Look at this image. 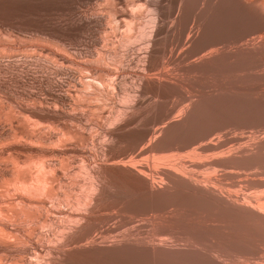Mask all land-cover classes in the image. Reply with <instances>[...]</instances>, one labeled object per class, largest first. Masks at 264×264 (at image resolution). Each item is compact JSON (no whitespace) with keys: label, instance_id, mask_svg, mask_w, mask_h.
<instances>
[{"label":"bare ground","instance_id":"obj_1","mask_svg":"<svg viewBox=\"0 0 264 264\" xmlns=\"http://www.w3.org/2000/svg\"><path fill=\"white\" fill-rule=\"evenodd\" d=\"M147 1L149 0H129V3L141 6ZM153 1L155 4L165 1L174 5L177 15L182 9L185 28L180 32L188 29L187 41L201 48H209L206 54L209 56L203 60L210 65L223 62L227 64L223 67L229 70L230 65L237 61L253 60L257 55H264V0ZM234 12L242 14L245 21L231 26L229 19ZM113 13L120 21L128 18V30L131 22L139 17L135 10H131L128 17L120 8H114ZM154 14L150 20V30L139 31L134 40L141 42L145 40V36L165 32L172 39V51L176 47L173 40L177 36L179 25L173 28L176 19H172V25L163 27L160 25V13L157 8ZM103 19L100 16L94 17L91 24L95 26ZM192 29H195L194 35L191 34ZM129 37L130 35L126 36L127 41ZM108 58L104 56V60H109ZM198 63H192L194 66L190 68L200 70L212 67L198 66ZM120 67L123 68V65ZM88 68L90 69V66ZM117 71L119 73V69ZM76 72L77 70L69 72L73 82L77 77ZM163 82L169 81H156L157 84ZM81 83L78 81L75 84L82 85ZM101 83H107L105 77ZM205 88L207 89L206 86ZM251 89L243 87V92H240L244 95L230 104H219L211 96L204 97L205 99L194 97L195 100L193 98L189 101L182 110L180 109L181 112L172 115L171 119L170 114L173 111H166L164 115L153 118L156 119V126L149 131L135 132L128 143L132 154L109 155V168L99 170L98 167H89L91 190L84 199L82 198L83 201L74 199L76 208L71 200L66 199L58 206L51 204L54 209L51 211L52 218L48 215L50 217L46 216L45 221L52 229L44 231L47 230L45 228L40 231L42 229L39 228L37 232H33L49 241L50 238L54 240L51 239L50 245L45 246V256H41L44 258L42 263H37V257V262L34 261L37 264H56L72 259L81 263L93 261L99 264H264V98L255 95ZM262 91L264 92V88ZM70 95H61L62 104L63 101H71ZM41 106L47 107L42 102L34 103V107ZM21 110L27 113L25 115L28 117H32L29 106L24 105ZM120 113L110 117L107 123L103 124L105 136L112 135L111 129L120 121ZM243 116L252 117V122L249 123L251 130L248 133H231L225 130L224 126L228 122L241 120ZM168 118L170 120H167ZM221 119L226 120V124L220 123ZM16 128L19 129L11 130L13 133L8 134L12 145L23 140L19 137L22 135V129L18 126ZM43 130L32 136H23V142L29 143L21 149L26 156L33 159L37 155L48 156L59 151L56 147L42 146ZM34 139L38 144H34ZM88 155L90 156L89 153ZM53 164L57 163L37 159L35 167H29L25 171L26 180H16L20 189L8 190H15L30 197L46 191L50 197L58 198L60 191L54 189V183L60 182L59 176L57 178L47 175ZM12 177L14 178L13 175ZM49 177L55 178L52 187L49 185ZM41 200L42 198L37 196L36 202L28 204L37 205L38 212L45 215L47 207H44ZM48 200L44 198L43 201ZM92 216L100 217L104 223L100 226L104 228L103 233L98 236L93 234L95 228L87 227L93 220ZM8 225L6 219L0 218V226ZM118 228L127 229L116 232ZM62 229L69 232L66 231L68 233L65 234ZM30 232L29 234L32 233ZM63 234L64 239L58 244L59 237ZM3 237H0V245L10 253V239ZM29 240L31 241V238ZM38 242L37 240V245H40L41 242ZM20 245L14 253L17 256L16 264H33L35 251ZM42 246L41 250L44 247ZM60 247H66L68 251ZM40 255L38 254V257Z\"/></svg>","mask_w":264,"mask_h":264},{"label":"rangeland","instance_id":"obj_2","mask_svg":"<svg viewBox=\"0 0 264 264\" xmlns=\"http://www.w3.org/2000/svg\"><path fill=\"white\" fill-rule=\"evenodd\" d=\"M114 8L122 9L126 17L131 10L138 13L139 17L131 22L129 30L128 18L125 19L126 21H120L113 13ZM156 8L160 13V25L169 27L172 25V19L174 21L176 19L173 28L179 25L177 36L173 40L176 47L172 51L170 46L172 39L165 32L145 36V40L141 42L134 40V36L139 31L150 30V20L155 15ZM175 10L174 5L165 1L155 4L153 0L144 2L141 6L130 4L129 0H0V218L9 222V227L0 226V237L7 234L4 236L5 239H10V253L3 250L0 245V264H16L17 256L14 253L20 244L25 245L23 243H26L27 248L35 251L33 264L42 263L44 258L41 256H45L43 255L46 252L45 246L50 245L53 238L49 241L46 237H39L33 232H37L39 228L42 229L40 231L45 228L47 230L44 231H48V228L52 229L45 221L54 210L52 205L58 206L66 199L71 200L76 208L77 205L73 202L83 201L91 190L89 167H98L99 170L109 168L107 160L109 155L132 154L128 149L129 141L135 132L144 133L156 126V119L153 118L172 110L171 119L194 97L205 99L211 96L219 104H230L244 95L243 87L252 88L255 95L264 98L262 91L264 55H257L253 60L237 61L230 65L229 70L223 67L227 66L223 62L210 65L203 60L209 56L206 55L209 48H201L186 40L188 29L180 32L185 28L183 11L181 9L177 15ZM99 16L104 19L93 26L91 20ZM242 16L238 12L232 13L229 24L233 26L244 22ZM194 33L195 29H192L191 34ZM127 35H130L128 41ZM104 56H108L109 60H104ZM195 62H199L198 66L212 67L194 70L190 67L194 66L192 63ZM121 65L123 68L120 67ZM76 70L77 77L73 82L69 72ZM104 77L107 82L105 85L101 83ZM158 79L169 82L157 84ZM78 81L83 84L76 85ZM63 93L71 94L69 103L63 101L62 104ZM41 102L47 107H34V103ZM68 104L70 106L67 107ZM24 105L31 108L32 117L25 115L27 113H23L24 111L21 112ZM118 113L121 116L120 121L111 129L112 135L105 136L103 124ZM241 118L227 124L226 120L221 119L220 123L226 124L224 126L226 131L246 134L251 130L249 123L252 122V117ZM133 120H136L135 123L128 124ZM138 120L140 121L136 123ZM17 126L22 129V135L19 137L23 140L24 135L32 136L44 129L42 146L56 147L59 151L48 156L37 155L33 159L26 156L21 149L23 146L27 147L29 143L21 139L20 143L16 141V144H10L12 141L8 134L13 133L11 130L17 131L19 129L16 128ZM34 144H38L35 139ZM14 155L19 158H15ZM37 159L45 162L55 161L57 164L51 165L47 175L57 178L59 176L60 180L58 183H54L55 178L52 177L48 180L50 187L54 183V189L60 191L58 198L50 197L46 191L36 194L42 198L40 202L44 203V207H47L45 215L38 212L37 205L28 204L37 201L36 195L30 197L15 190H8L20 189L16 180H26L25 171L29 167H35ZM44 198L49 200L44 202ZM57 200L59 203L56 202ZM39 218L41 221L38 220ZM92 218L87 227L95 228L93 234L98 236L103 233L104 228L100 226L104 223L99 219L100 217L92 216ZM126 229L118 228L116 232H123ZM62 230L71 231L69 228ZM29 231L32 233L29 234ZM65 234L59 237L58 244L63 241ZM28 238H31V241ZM37 240L41 242H38L40 245H37ZM42 240H47L49 243ZM37 249H40V253ZM60 249L68 251L66 247ZM36 252L41 254L39 256L41 261ZM94 263L99 264L93 261L81 263L74 259L56 264Z\"/></svg>","mask_w":264,"mask_h":264}]
</instances>
